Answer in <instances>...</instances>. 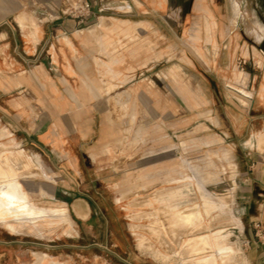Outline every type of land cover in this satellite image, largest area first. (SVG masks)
<instances>
[{
  "label": "rangeland",
  "instance_id": "374dc122",
  "mask_svg": "<svg viewBox=\"0 0 264 264\" xmlns=\"http://www.w3.org/2000/svg\"><path fill=\"white\" fill-rule=\"evenodd\" d=\"M262 32L264 0H0V74L35 73L39 96L30 156L0 140L36 210L0 212V264H188L182 243L221 229L248 264L264 240ZM180 211L206 231L173 236Z\"/></svg>",
  "mask_w": 264,
  "mask_h": 264
},
{
  "label": "bare ground",
  "instance_id": "6f19581e",
  "mask_svg": "<svg viewBox=\"0 0 264 264\" xmlns=\"http://www.w3.org/2000/svg\"><path fill=\"white\" fill-rule=\"evenodd\" d=\"M233 90H234V95L238 97L242 102H246L249 104L252 103V99L254 97L252 93L244 89L243 90L233 89ZM6 170H9L12 173V175H14L15 177L19 175V170L16 165V157L14 156V154L8 153L6 151H1L0 153V212L3 215H9V214L21 212V213L26 214V216L17 217V220L27 221L30 218L29 212H34L36 210H34V207L29 203L28 199L21 196L20 188H23V186H20L19 184L18 178L20 177L11 179L8 176H5ZM49 178L52 179V177H49ZM208 207L210 208V206ZM192 214L193 215H185L184 212L180 211L179 213L173 216V220H174L173 230H172V233L174 234L173 236H179V235L183 236L184 234L187 235L188 232L192 233V229L194 231L197 230L198 232L203 231V230L206 231V225H204L205 221L202 218V216L199 213H196V214L192 213ZM31 218H34V217H31ZM64 218L69 219V217L66 214L64 215ZM235 221L240 229L239 231H242L243 227L241 226L239 221L238 220H235ZM15 227L16 226L14 224L9 225V228L11 230H14ZM154 231H157V230H154ZM236 237L237 236H235L234 231L229 232L227 230L221 229L216 233L214 232L213 234H204L201 236L194 235L193 238H190L188 240L186 239L182 243L183 244L182 246L184 248V255L186 256V260H189L187 263L188 264H237V262L235 261V250H234ZM176 240L177 239H175V242ZM148 243H146L147 246H152V244H148ZM171 245H173V243ZM170 252L168 251V253ZM174 252H175V249H174ZM163 256L166 259L167 258L171 259V255L169 254H166V255L163 254Z\"/></svg>",
  "mask_w": 264,
  "mask_h": 264
},
{
  "label": "crops",
  "instance_id": "0c3cea01",
  "mask_svg": "<svg viewBox=\"0 0 264 264\" xmlns=\"http://www.w3.org/2000/svg\"><path fill=\"white\" fill-rule=\"evenodd\" d=\"M21 20L23 19L21 18ZM261 27L263 28V26ZM64 28L62 22L57 23L55 27L48 26L49 31L50 29H53L56 33H63ZM43 29L45 30V27ZM259 29H261L260 26ZM75 30H77V27H75ZM45 33L46 31H42V35H39V37L45 38L46 36H43ZM257 39L261 42L264 39V34L258 35ZM33 49L34 48H31V51ZM35 75V73L30 74L29 70L22 71V73L16 75L0 74V132L1 135L3 131L8 133V135L0 137V140L10 139L12 145L14 141L17 142L18 145H13L14 147L11 148L15 151L23 150L29 156L30 148L28 146L30 145V128L28 125H30V107L32 106L30 98L38 99L39 97L34 86ZM8 94L15 95L8 99V101L3 100V96ZM4 121H7L5 126H3ZM19 131H24L25 135H23V139L15 138ZM255 138L256 136L252 139L255 141ZM46 139L45 133L41 136L40 141L44 143ZM261 183L264 184L263 182ZM242 185L248 186L252 184L251 182L246 181ZM261 233L262 232L259 231L257 235L252 237V241L248 244L245 250L248 264H264V240L261 241L256 239L257 237L263 238Z\"/></svg>",
  "mask_w": 264,
  "mask_h": 264
}]
</instances>
